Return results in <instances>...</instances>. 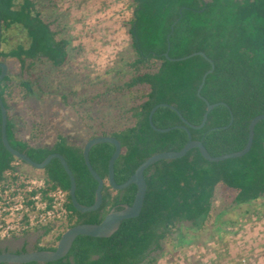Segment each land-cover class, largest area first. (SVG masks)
<instances>
[{
    "label": "trees",
    "instance_id": "16d2710c",
    "mask_svg": "<svg viewBox=\"0 0 264 264\" xmlns=\"http://www.w3.org/2000/svg\"><path fill=\"white\" fill-rule=\"evenodd\" d=\"M130 4L123 30L128 77L106 90L120 100L115 105L119 109L118 125L92 133L81 146L69 144L62 135H56L53 143L45 146L40 143L41 120L33 119L34 131L28 138L17 133L10 118L9 100L15 89L21 91L23 99L31 93L32 85L41 89L38 65L63 67L70 43L62 37L58 19H48L44 14L47 10L51 14L56 7L53 0H0L1 45L9 30L18 29L25 36L23 43L8 51L0 49V63L8 69L0 81L7 141L35 163L52 153L61 155L75 180L76 201L82 206L93 204L97 187L82 157L88 140L107 136L120 143L113 177L116 184H122L147 158L179 151L188 141L184 130L174 128L184 126L181 119L167 107L153 113L152 124L172 129L165 133L154 131L148 123L152 107L171 105L188 124L201 123L205 103L196 92L211 65L201 56L169 61L165 53L177 59L201 52L213 64L200 95L209 104L224 105L207 114L202 128L186 127L190 139L200 141L211 156L242 150L250 121L264 115V0H130ZM8 61L17 67L18 81H12ZM106 93L92 98L94 107ZM61 99L65 103L67 97ZM113 151L114 147L107 143L94 145L89 151L92 169L103 181L102 201L93 212L80 213L72 207L69 179L57 159L40 171L48 189L57 187L66 193L68 215L53 227L43 228V236L54 231L53 238L49 244L35 245L32 250L53 251L66 230L79 224H99L109 212L131 205L136 193L134 185L113 190L108 184L107 165ZM15 161L27 166L6 151L0 134V180ZM143 176L146 191L137 217L121 221L105 238L76 237L65 257L45 264H154L176 224L189 223L188 229L193 231L214 226L212 207L220 190L232 194L234 206L264 197V121L255 125L251 147L242 157L208 162L194 148L181 158L154 163ZM26 251L24 244L17 253Z\"/></svg>",
    "mask_w": 264,
    "mask_h": 264
},
{
    "label": "rangeland",
    "instance_id": "374dc122",
    "mask_svg": "<svg viewBox=\"0 0 264 264\" xmlns=\"http://www.w3.org/2000/svg\"><path fill=\"white\" fill-rule=\"evenodd\" d=\"M53 5L56 7L51 14L48 10L44 14L48 19H58L62 37L70 43L66 64L58 69L39 64L41 89L32 85L25 99L15 89L9 100L10 118L17 133L25 139L34 131L33 119H37L43 125L42 145L50 146L56 135H62L69 144L81 146L92 133L118 125L119 109L115 105L120 100L106 90L128 77L124 68L128 49L123 30L131 4L130 0H53ZM5 38L3 51L25 40L18 29L7 31ZM8 63L12 81H18L17 67ZM104 93L94 107L92 98ZM62 96L67 97L65 103ZM21 170L42 174L23 165ZM212 214L216 217L214 226L203 230H189L190 224L186 222L176 224L154 264H264V197L234 206L232 194L220 190ZM52 234L54 231L43 236L39 229L9 245L19 246L23 239L27 250H32L35 245L49 244Z\"/></svg>",
    "mask_w": 264,
    "mask_h": 264
},
{
    "label": "water",
    "instance_id": "95a60500",
    "mask_svg": "<svg viewBox=\"0 0 264 264\" xmlns=\"http://www.w3.org/2000/svg\"><path fill=\"white\" fill-rule=\"evenodd\" d=\"M0 49H1V21H0ZM165 58L169 61H181L188 59L192 56H201L202 58L206 59L208 63L211 65V68L206 71L202 78L201 82L198 86L197 89V97L201 99L205 103V113L202 117L201 123L198 126H192L188 124L187 121H185L182 116L178 113V111L171 105H166V104H158L152 107L148 114V123L149 126L156 132L159 133H165L170 131L172 128H165V129H159L156 128L152 124V115L153 113L160 107H167L177 113L179 118L181 119L182 123L184 126H178L174 128H180L184 130L188 134V141L185 143V145L179 150V151H169V152H161L152 155L151 157L147 158L145 161H143L134 171V173L122 184H116L114 181L113 177V165L116 159L118 158L120 154V143L112 138V137H107V136H100V137H94L90 140H88L83 148H82V157L84 164L92 176V178L96 181L97 187L95 189V198L94 202L90 206H82L80 205L75 198V180L73 178V175L71 171L69 170L65 160L63 157L57 153H52L48 155L42 162L40 163H35L31 161L27 156L24 154L14 150L8 143L7 138H6V110L2 104V101L0 99V116H1V124H0V134H1V142L3 147L6 149V151L15 159L20 160L24 162L28 167H30L33 170L36 171H42L52 159H57L63 170L65 171L66 175L68 176L69 179V191L68 195L70 198V202L72 207L80 212V213H86V212H93L97 210L101 204V190L103 187V181L102 179L96 174V172L92 169V166L89 161V151L91 147L97 144H102V143H107L111 144L114 147V151L108 161L107 165V171H108V184L113 190H123L129 185H134L136 187V193L134 196V199L129 206H123L120 210L116 211H111L109 212L104 219L99 223V224H79L76 225L68 230H66L61 237L59 238L56 247L53 251H37V250H28L24 253H10V252H2L0 253V264H27V263H38V264H45L49 262H54L57 261L68 253L70 250L73 241L75 240L76 237L78 236H86V237H92V238H105L110 236L119 226L120 222L123 220L127 219H132L135 218L139 215L142 204H143V199L146 191V184L144 180L143 173L144 171L154 163L160 161V160H165V161H171L175 160L178 158L183 157L189 150L191 149H198L201 157L208 161V162H219L223 161L226 159H232V158H239L245 155L252 143L253 139V131L255 125L260 122L264 121V115H257L255 116L249 123L248 129H247V139L245 146L242 150L229 153V154H224L220 155L217 157L211 156L202 143L200 141H193L190 139L188 130L186 127H190L193 129H200L204 126V123L207 119V114L216 106L220 105L221 103L217 104H209L201 95L200 91L203 87L205 78L207 75H209L212 70H213V64L212 62L201 52H195L192 53L186 57L182 58H177V59H170L168 58L167 54H164ZM7 73V68L6 65L3 63H0V81L4 78V76ZM224 105V104H221ZM232 120V119H231Z\"/></svg>",
    "mask_w": 264,
    "mask_h": 264
},
{
    "label": "built area",
    "instance_id": "2783aa9c",
    "mask_svg": "<svg viewBox=\"0 0 264 264\" xmlns=\"http://www.w3.org/2000/svg\"><path fill=\"white\" fill-rule=\"evenodd\" d=\"M66 193L48 189L43 174L21 170L15 161L0 180V241L19 239L66 219Z\"/></svg>",
    "mask_w": 264,
    "mask_h": 264
},
{
    "label": "flooded vegetation",
    "instance_id": "af4514ba",
    "mask_svg": "<svg viewBox=\"0 0 264 264\" xmlns=\"http://www.w3.org/2000/svg\"><path fill=\"white\" fill-rule=\"evenodd\" d=\"M18 241V239H11L8 241H0V251L1 252H10V253H17L20 251L21 247L25 244V242H20L19 246L15 245L11 247L9 244ZM26 245V244H25ZM27 250V248H26ZM28 251V250H27Z\"/></svg>",
    "mask_w": 264,
    "mask_h": 264
},
{
    "label": "crops",
    "instance_id": "0c3cea01",
    "mask_svg": "<svg viewBox=\"0 0 264 264\" xmlns=\"http://www.w3.org/2000/svg\"><path fill=\"white\" fill-rule=\"evenodd\" d=\"M19 240V239H18ZM20 242H25V241H23V239H22V241H20Z\"/></svg>",
    "mask_w": 264,
    "mask_h": 264
}]
</instances>
